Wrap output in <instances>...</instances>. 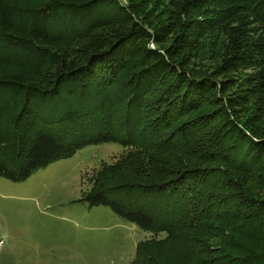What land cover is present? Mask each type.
I'll use <instances>...</instances> for the list:
<instances>
[{
  "label": "trees",
  "instance_id": "16d2710c",
  "mask_svg": "<svg viewBox=\"0 0 264 264\" xmlns=\"http://www.w3.org/2000/svg\"><path fill=\"white\" fill-rule=\"evenodd\" d=\"M169 1L175 22L153 31L121 0H0V91L21 101L8 132L0 110V177L23 182L116 144L124 155L90 178L81 202L174 245L172 264H264V196L248 183L263 132L240 122L252 103L264 119V0ZM215 29L219 63L195 78L188 61ZM81 120L95 129L52 130Z\"/></svg>",
  "mask_w": 264,
  "mask_h": 264
},
{
  "label": "rangeland",
  "instance_id": "374dc122",
  "mask_svg": "<svg viewBox=\"0 0 264 264\" xmlns=\"http://www.w3.org/2000/svg\"><path fill=\"white\" fill-rule=\"evenodd\" d=\"M14 1L22 8L43 3ZM121 1L135 5L138 21L153 31L173 22L178 14L177 10L171 14L169 0ZM224 43L221 30L209 32L188 61L187 72L195 78L211 74L219 63ZM20 103L10 92L0 91L1 119L7 132L11 115L21 108ZM115 110L111 104L104 111L110 114L111 121ZM255 110L256 105L250 104L240 122L251 119L250 125L262 130L259 137L264 138V119L254 116ZM94 129L86 120L52 127L65 139L81 137ZM124 153L116 144L92 145L35 172L23 182L13 183L0 177V264H131L135 259L137 264L175 263L174 245L165 246L162 241L158 246L150 242L149 233L119 218L109 208H91L81 202L84 193L91 189L90 178L103 165L116 163ZM248 183L255 195L264 196V162ZM165 237L161 234L153 236V240ZM140 244L145 246L139 247ZM146 253L152 254V259Z\"/></svg>",
  "mask_w": 264,
  "mask_h": 264
}]
</instances>
